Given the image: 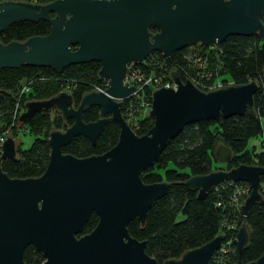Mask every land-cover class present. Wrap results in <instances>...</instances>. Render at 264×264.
<instances>
[{"label": "water", "instance_id": "obj_1", "mask_svg": "<svg viewBox=\"0 0 264 264\" xmlns=\"http://www.w3.org/2000/svg\"><path fill=\"white\" fill-rule=\"evenodd\" d=\"M262 13L264 0H0V31L20 20L44 19L49 25L45 34L0 41V69L27 64L60 71L70 64L97 61V75L108 79L104 91H85L76 105L67 90L24 101L17 117L21 123L37 110L49 113L56 108L71 124L48 132V160L39 176L11 178L0 168V264H25L22 254L28 245L41 253L39 264H157L145 253V240L131 237L126 225L133 218L143 225L147 210L166 195L169 183L145 184L140 173L185 125L241 115L245 109L254 115L257 82L251 79L204 91L171 70L175 88L152 89L147 110L152 123L137 135L121 116V101L115 99L133 89L122 84L127 65L154 50L170 57L183 47L212 46L229 34L256 33L264 38ZM261 75L264 79V66ZM89 105L99 108L98 118L84 122ZM109 120L117 124L118 137L102 154L75 157L61 151L78 135L93 144ZM0 151V162L15 159L14 139L7 136ZM212 154L217 164L225 165L231 158L230 148L222 143ZM261 175L264 166L239 164L183 182L196 191L197 199L225 181L248 184L240 205L242 221L231 240L238 255L248 242L245 217L251 205L262 201ZM92 212L96 224L82 233ZM223 239L217 234L160 264H208ZM235 264H264V251L247 263L238 258Z\"/></svg>", "mask_w": 264, "mask_h": 264}, {"label": "trees", "instance_id": "obj_2", "mask_svg": "<svg viewBox=\"0 0 264 264\" xmlns=\"http://www.w3.org/2000/svg\"><path fill=\"white\" fill-rule=\"evenodd\" d=\"M43 3L50 0H26ZM264 24V13L260 15ZM49 29L47 21L20 20L10 23L0 31V41L23 40L30 35L45 34ZM152 29V28H150ZM190 46L206 55L210 68L216 72V77L223 83H243L255 80L257 88L253 93L254 115L247 113L215 120H200L185 125L172 139L167 141L157 160L140 173L141 181L145 184L165 181L169 189L163 197L157 199L147 210L143 225L133 218L127 225L129 235L137 240H145V253L154 258L157 264L166 259H176L184 251L196 248L211 240L217 234H224V239L232 233L221 223L235 222L237 226L242 221L238 211H232L227 205V197L232 187L219 184L212 188L202 199L196 198V191L187 188L183 182L190 176L203 175L212 170L220 169L213 160V150L219 141L231 150V158L225 169L239 164L264 166V136L256 146H248L251 139L262 134L261 121L264 120V38L256 33L250 35L229 34L220 43L208 48L197 44ZM190 47L174 50L170 57L151 51L166 63L167 67H176L177 75L183 80L182 69H187L184 54ZM99 63L88 61L70 64L60 71L48 66H33L21 64L16 67L0 69V126H12L14 97L21 78H35L27 93L21 98V103L27 99L48 97L69 84L74 105L82 93L90 90L94 84H100L102 79L97 75ZM191 71V69L189 70ZM192 72V71H191ZM44 78L38 79L37 77ZM71 82V83H70ZM37 110L28 118L23 126L32 136V141L26 149L16 142L15 159H4L0 162L1 170L11 178H26L39 176L47 163L49 146L46 138L50 130H63L71 124L70 119L61 118L56 114ZM99 108L96 105L85 107L82 120L89 122L98 118ZM123 116V110L121 109ZM16 120V119H15ZM14 121V122H13ZM21 123V122H20ZM152 119L139 116L137 126L133 131L137 135L144 134L151 126ZM118 126L114 121H107L93 144L83 136H75L61 148L63 153L75 157H86L91 154H102L112 147L118 137ZM16 131H12V137ZM264 175L259 177L258 190L262 201L251 205L245 224L248 231V242L238 255L236 248L230 244V250L223 256L213 254L208 264H235L238 258L242 263L256 259L264 251ZM218 203V204H217ZM234 216L232 217V215ZM97 216L92 212L83 228L82 233L89 232L96 224ZM235 235V234H234ZM224 242V241H223ZM22 258L25 264H39L41 253L30 245L23 250Z\"/></svg>", "mask_w": 264, "mask_h": 264}, {"label": "built area", "instance_id": "obj_3", "mask_svg": "<svg viewBox=\"0 0 264 264\" xmlns=\"http://www.w3.org/2000/svg\"><path fill=\"white\" fill-rule=\"evenodd\" d=\"M213 46L214 45L207 47L211 48ZM150 54L151 53L149 52L146 57L138 63L131 62L127 65L122 79V84H130L132 85L133 89L124 97L115 98L116 100L121 101L120 113L121 109L123 110V116L122 114L121 116L132 131L133 128L137 126L138 117L142 115L147 116V110L150 105V93L152 89L162 85L171 86L173 88L176 86L169 74V71L171 70H175L176 72V67H167L163 60L159 59L156 55ZM160 54L163 55L162 53ZM205 56L206 55L201 54L198 49H193L191 47L188 49V51L184 54V57L187 60L189 70L191 69L192 72L187 69H182L184 78H188L197 88L204 91L231 83L229 81L223 83L215 76L216 72L212 70L213 68L208 66ZM37 78L42 79L44 77L39 76ZM101 79V83L94 84L91 89L102 91L108 85L107 78L101 77ZM34 80L35 78H21L19 80L18 88L14 97V110L12 116V119H14L16 122L14 124L15 129H17L16 127H21V129H25L24 131H26L25 126H23L22 123L18 121L17 117L24 108L23 103H21V98L25 93L28 92L31 83ZM63 89L69 91V84L66 83ZM12 126L13 124L2 129L0 126V145L7 136L12 137ZM220 184H225V187H232V192L227 197V205L232 211L236 210L240 214V205L249 192L248 184L244 182L231 181H225ZM233 216L234 214L232 217ZM221 225L224 226L226 230L230 231L232 235L228 239H223L224 242H222L219 248L213 253H217L218 256H223L229 252L230 244H232L231 240L234 237L237 228V224L233 221L229 223H221Z\"/></svg>", "mask_w": 264, "mask_h": 264}, {"label": "rangeland", "instance_id": "obj_4", "mask_svg": "<svg viewBox=\"0 0 264 264\" xmlns=\"http://www.w3.org/2000/svg\"><path fill=\"white\" fill-rule=\"evenodd\" d=\"M195 46L198 47L197 44H195ZM62 90H64V89H62ZM95 91H97V90L95 89ZM56 112H58V110L56 108H52L50 114L51 115L52 114H56ZM261 124H262V134L261 135H258L257 137H255L253 139H251L249 141V143H248V146L249 147H251L252 145H254V146H256V149L259 148V143H260V141L262 140V138L264 136V120L261 121ZM16 128L17 129L12 130V131H16V134L14 135V138L13 139H14L15 142H18V141L20 142V147L22 149H26L30 145V143L32 141V136L29 135L26 131H24L25 129L23 130V129H21V127H16ZM218 143H221V142L217 141L216 144H218ZM217 166H220L222 168H225V165L224 164H217ZM261 189H262V191L264 193V186H262ZM238 227L239 226H237L236 231H237ZM236 231H235V233H236Z\"/></svg>", "mask_w": 264, "mask_h": 264}]
</instances>
